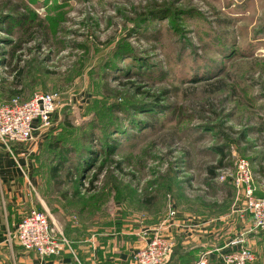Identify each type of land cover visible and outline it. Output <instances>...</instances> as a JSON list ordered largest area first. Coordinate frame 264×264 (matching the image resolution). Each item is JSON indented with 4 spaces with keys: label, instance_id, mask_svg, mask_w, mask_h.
I'll return each mask as SVG.
<instances>
[{
    "label": "rangeland",
    "instance_id": "1",
    "mask_svg": "<svg viewBox=\"0 0 264 264\" xmlns=\"http://www.w3.org/2000/svg\"><path fill=\"white\" fill-rule=\"evenodd\" d=\"M37 91L62 96L27 150L65 235L234 214L240 158L264 187V0H0V103Z\"/></svg>",
    "mask_w": 264,
    "mask_h": 264
},
{
    "label": "crops",
    "instance_id": "2",
    "mask_svg": "<svg viewBox=\"0 0 264 264\" xmlns=\"http://www.w3.org/2000/svg\"><path fill=\"white\" fill-rule=\"evenodd\" d=\"M34 134L37 138L43 137L40 138L42 141L48 135L38 131ZM30 145L31 142L11 143L10 150L0 141V264H137L134 254L144 245L139 235L143 225L137 220L124 223L114 233L108 228L87 227L79 220L69 222L65 231L71 249L64 248L60 254L48 257L25 250L16 240L9 242V232L16 230L31 208L49 211L36 175L38 155L27 150ZM201 214L178 210V219L168 232L175 245L172 264H192L204 251H212L210 256L215 258L216 250L219 255L224 244L243 230H240L243 221L238 215L239 218H235V213L225 216L219 215L218 211ZM54 221L60 228L55 218ZM257 231L248 234L251 246L252 235Z\"/></svg>",
    "mask_w": 264,
    "mask_h": 264
},
{
    "label": "built area",
    "instance_id": "3",
    "mask_svg": "<svg viewBox=\"0 0 264 264\" xmlns=\"http://www.w3.org/2000/svg\"><path fill=\"white\" fill-rule=\"evenodd\" d=\"M61 104L62 96L58 91H37L28 98L15 94L1 102L0 141L10 150L11 143L39 144L43 137L37 138L34 133L47 134L53 128V118ZM231 176L237 188L232 212L240 215L245 227L224 244L219 255L216 250L215 258L210 256L212 251H204L192 264H262L248 242V234L264 229V187L259 190L250 163L245 158L238 159L236 171ZM240 197L243 199L241 206L237 205ZM177 217L178 210L172 207L162 223L147 226L143 222L145 218L140 220L143 227L139 235L144 245L134 254L137 264H172L175 245L168 232ZM8 238L9 242L16 240L22 248L35 251L41 257L58 255L64 248L71 249L69 240L50 212L37 207L31 208L21 218Z\"/></svg>",
    "mask_w": 264,
    "mask_h": 264
},
{
    "label": "trees",
    "instance_id": "4",
    "mask_svg": "<svg viewBox=\"0 0 264 264\" xmlns=\"http://www.w3.org/2000/svg\"><path fill=\"white\" fill-rule=\"evenodd\" d=\"M119 127H120V125H118L117 126V129H119ZM116 131H119V130H116ZM67 151H68V149H67ZM81 156H80V158H81V163L79 164L80 165V171L81 172H84L85 171V167H86V165H87V163L88 162H86V160L88 161V157L87 156H85V153H79ZM87 154L88 155H91V157H92V155H94V152H93V148H89L88 149V151H87ZM58 169H59V167H54L53 168V171H54V176L56 175V173L58 172ZM82 175V174H81ZM264 230V229H263Z\"/></svg>",
    "mask_w": 264,
    "mask_h": 264
}]
</instances>
